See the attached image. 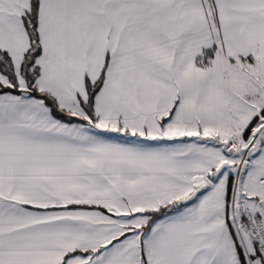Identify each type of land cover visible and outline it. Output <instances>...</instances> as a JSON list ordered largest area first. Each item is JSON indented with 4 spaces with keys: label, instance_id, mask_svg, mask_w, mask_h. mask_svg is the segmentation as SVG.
I'll list each match as a JSON object with an SVG mask.
<instances>
[{
    "label": "snow or ice",
    "instance_id": "snow-or-ice-1",
    "mask_svg": "<svg viewBox=\"0 0 264 264\" xmlns=\"http://www.w3.org/2000/svg\"><path fill=\"white\" fill-rule=\"evenodd\" d=\"M0 264H264V0H0Z\"/></svg>",
    "mask_w": 264,
    "mask_h": 264
}]
</instances>
